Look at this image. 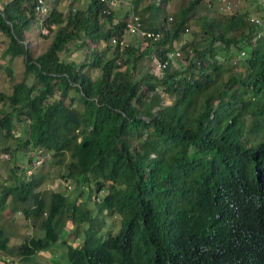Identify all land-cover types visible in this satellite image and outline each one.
Instances as JSON below:
<instances>
[{
  "label": "trees",
  "instance_id": "trees-1",
  "mask_svg": "<svg viewBox=\"0 0 264 264\" xmlns=\"http://www.w3.org/2000/svg\"><path fill=\"white\" fill-rule=\"evenodd\" d=\"M60 1L52 0L43 19L49 32L40 33L51 37L36 55L24 41L38 24L34 1L1 4L2 54L21 55L24 75L10 92L0 90V150L13 161L11 179H0V213L9 206L39 228L10 244L0 224L4 261L264 264V15L236 9L201 16L183 43L197 0L150 25L132 9L162 32L140 47L119 43L131 13L106 12L102 0L74 9L67 0L64 10ZM70 42L83 49L80 59L61 56ZM177 43L180 65L169 58L157 70L136 68L145 55L163 59ZM235 57L242 71L225 77L224 62ZM30 152L59 160L68 154L60 175L72 181L73 197L45 193L40 172L19 171L21 161L35 164ZM110 216H118L117 231L106 225ZM67 220L71 238H62Z\"/></svg>",
  "mask_w": 264,
  "mask_h": 264
},
{
  "label": "rangeland",
  "instance_id": "rangeland-1",
  "mask_svg": "<svg viewBox=\"0 0 264 264\" xmlns=\"http://www.w3.org/2000/svg\"><path fill=\"white\" fill-rule=\"evenodd\" d=\"M77 0H73L75 2ZM80 1V0H79ZM149 1V0H145ZM155 0H150V2H154ZM188 0H167L165 3L161 2L159 3V14L158 18L160 21H162V14L172 15L177 8L182 5L186 4ZM50 4L52 3V0H49ZM118 2V0H117ZM158 2V1H156ZM236 2V0H234ZM81 3V2H80ZM121 3V1H120ZM59 7L67 10L68 4L67 0H61L59 2ZM113 8V7H112ZM234 8L239 10H245L247 9L252 17H261L264 15V6L261 5V0H239L237 2V6ZM235 9V10H236ZM191 18L189 20V26L187 27L188 30H184L181 34V41L187 42L191 40L193 37L192 32L193 30L199 29V22L201 16H214V15H228L231 13V11L223 10L220 8V4L216 2V0H197L195 3L193 10L191 11ZM198 18V19H197ZM196 19V22H195ZM40 29L38 27V24L33 22L30 27L25 32V39L24 41L28 45L29 49L31 50L33 55H36L43 51L46 46L48 45L50 41L51 35H43L40 33ZM132 34L127 33L123 36V39L125 42H130L133 44H137L139 41L140 43L138 46H142L145 42L143 39L139 38V40L132 38ZM136 36V35H135ZM8 42V38L5 34H3L0 30V90L4 92H10L12 90L13 82L17 81L21 78H23L24 75V63L23 58L21 55H17L14 57H10L9 54H2L3 49L6 47ZM91 44V43H90ZM104 42L100 43V47H103ZM179 43H177V48L180 49V46H178ZM61 56L63 58L67 59H80L83 56V49L76 47V44L74 42L69 43V48L67 51L61 52ZM159 57L157 55L147 54L142 59H140L137 62L136 68L139 71H143L146 69V67L150 68L151 70H157V67L155 64V60L157 61ZM175 64L180 65V57L173 58ZM241 59L235 57L233 63L232 62H224L225 66L228 67L227 71L225 72L224 76L227 77L230 74H236L239 71H242V67L240 64ZM232 64V65H231ZM119 65L122 66L123 62L122 60L119 61ZM8 67L12 70V75L9 74ZM29 78L28 80H30ZM164 102L170 103L171 98L164 94ZM1 106V105H0ZM23 130V127H20V125H16V134L21 135V131ZM15 140H11V143H15ZM31 155L34 154L30 152ZM38 152L36 153V155ZM34 163L33 167H27L28 165L31 166L32 163L27 164L24 161L19 162L20 167L22 168L19 171L25 170L26 172L32 173V172H40V174L43 176L42 183L39 185V189L43 192L47 193L50 190H62L65 193L68 194L69 197H73L75 194V189L72 181L70 179L63 178L60 174L66 171L65 163L69 160L68 154L63 157V159L59 160L60 158L53 159L52 154L48 153L44 156H35L33 155ZM38 159L39 163H36L35 160ZM13 161L12 159H0V179L4 180H10V171ZM28 173V174H29ZM103 192V191H102ZM83 196L79 197V200H82ZM9 201V198L7 199ZM91 206V204H90ZM118 216H110L107 218L106 225L109 226V228H113V231H117L118 229ZM0 224L5 227L6 231H8L11 235L10 244H16L19 243L24 239L26 235L30 234H37L39 233V228H37V225L33 223V221L30 218L24 217L23 213L19 210H11L9 206L5 207L3 211L0 213ZM70 221L67 220L65 222V227L61 231V237L64 238H71L70 234ZM62 248V246H61ZM60 250V246L57 248H54L52 250L53 253L58 252ZM51 253V251H45L43 254L45 256H48ZM6 253L3 251H0V264H20V260H18V257L14 255L9 256V261L6 263L5 257ZM43 260V258L41 259Z\"/></svg>",
  "mask_w": 264,
  "mask_h": 264
},
{
  "label": "built area",
  "instance_id": "built-area-1",
  "mask_svg": "<svg viewBox=\"0 0 264 264\" xmlns=\"http://www.w3.org/2000/svg\"><path fill=\"white\" fill-rule=\"evenodd\" d=\"M33 1H34V10L38 16V24H39L38 27L40 28V31L42 33H48L49 32L48 27L44 24L43 19L50 13L52 6H51L49 0H33ZM81 1L82 0H80V1L77 0V1L73 2L72 3L73 9ZM102 1H105L108 5V9L105 10L106 12H109L110 7H113L117 3V0H102ZM238 1L239 0H236V2H234V0H217V2L220 4L221 9L231 11V12L235 11L236 8H234V7L237 6ZM69 3H70V0H68V4ZM261 3L264 5V0H261ZM1 4H2V0H0V12H1V8H2ZM254 19L256 20V18H254ZM185 30H188V28H186ZM123 31H124V33H130V34L136 35L137 37H139L145 41H147V40L148 41L149 40L156 41L162 35L161 30L145 27L143 25L139 15L136 13H131L128 16V18L125 21ZM111 41L117 42V38L112 37ZM119 43L122 45L127 44V42H125L124 39H120ZM242 54H243V51L240 52V55H242ZM179 56H180V49L177 48V46H176V48L172 52L166 54L163 59H160L156 62V67L158 69H160V68L165 66V64L167 63L169 58L171 59V58H175V57H179ZM239 57H237V58H239ZM35 156H42V155H39V154L36 155L35 154ZM0 159H9V153L6 151L0 150ZM37 160L38 159H36L35 162L39 163V161H37Z\"/></svg>",
  "mask_w": 264,
  "mask_h": 264
},
{
  "label": "crops",
  "instance_id": "crops-1",
  "mask_svg": "<svg viewBox=\"0 0 264 264\" xmlns=\"http://www.w3.org/2000/svg\"><path fill=\"white\" fill-rule=\"evenodd\" d=\"M121 1V3H120ZM167 0H158V2H156V4L158 3H165ZM83 2V0L81 1ZM151 6V2L149 1H145V0H118V2L113 6V9L115 10V13L118 17H123L125 14H130L133 13V10H138L141 12L143 17V22L145 25H150L152 22L153 23H159V18L158 15L160 16L159 13H155L153 14V8L149 7ZM130 10V11H129ZM135 12V11H134ZM132 38H135L137 40H139V38L135 35H131ZM140 42H137V45ZM141 47V46H140Z\"/></svg>",
  "mask_w": 264,
  "mask_h": 264
},
{
  "label": "clouds",
  "instance_id": "clouds-1",
  "mask_svg": "<svg viewBox=\"0 0 264 264\" xmlns=\"http://www.w3.org/2000/svg\"><path fill=\"white\" fill-rule=\"evenodd\" d=\"M216 2H217V0H216ZM261 5H263V4L261 3Z\"/></svg>",
  "mask_w": 264,
  "mask_h": 264
}]
</instances>
